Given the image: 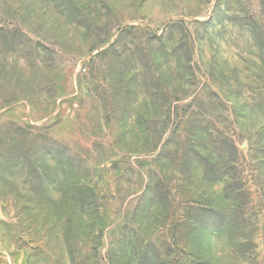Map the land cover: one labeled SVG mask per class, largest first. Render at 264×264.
<instances>
[{"label": "rangeland", "instance_id": "obj_1", "mask_svg": "<svg viewBox=\"0 0 264 264\" xmlns=\"http://www.w3.org/2000/svg\"><path fill=\"white\" fill-rule=\"evenodd\" d=\"M0 264H264V0H0Z\"/></svg>", "mask_w": 264, "mask_h": 264}]
</instances>
